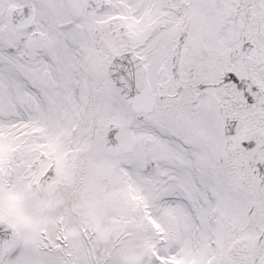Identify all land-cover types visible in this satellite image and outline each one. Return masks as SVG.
<instances>
[{
	"label": "snow or ice",
	"instance_id": "1",
	"mask_svg": "<svg viewBox=\"0 0 264 264\" xmlns=\"http://www.w3.org/2000/svg\"><path fill=\"white\" fill-rule=\"evenodd\" d=\"M0 264H264V0H0Z\"/></svg>",
	"mask_w": 264,
	"mask_h": 264
}]
</instances>
